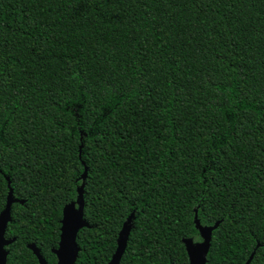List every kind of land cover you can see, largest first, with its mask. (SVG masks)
<instances>
[{"label":"trees","instance_id":"obj_1","mask_svg":"<svg viewBox=\"0 0 264 264\" xmlns=\"http://www.w3.org/2000/svg\"><path fill=\"white\" fill-rule=\"evenodd\" d=\"M85 173V174H84ZM84 174V177H83ZM264 264V0H0L7 264Z\"/></svg>","mask_w":264,"mask_h":264},{"label":"water","instance_id":"obj_2","mask_svg":"<svg viewBox=\"0 0 264 264\" xmlns=\"http://www.w3.org/2000/svg\"><path fill=\"white\" fill-rule=\"evenodd\" d=\"M82 188L83 185L78 187V196L75 200L78 203V208L75 209L73 202H71L66 204L62 211L60 239L58 247L53 250L58 258L57 264H73L75 262L78 252V246L76 243L77 232L83 226L88 225L83 218ZM14 200L15 199L13 198L12 191L10 190L7 196L5 207L0 213V264H7L8 251L6 250L5 246L11 243L12 239H6L4 235L7 223L10 221V205ZM129 222L131 223V217H129L123 223V226L119 231L117 238V248L108 264L119 263V260L124 252L131 228ZM195 223L202 240L195 242L192 238H185L183 239V242L189 258V264H206V255L209 249L211 231L217 224L214 226H202L199 224L197 219H195ZM30 248L33 249V252L38 257L40 264H47L39 251L33 245H30ZM250 259L251 256L245 264H249Z\"/></svg>","mask_w":264,"mask_h":264},{"label":"rangeland","instance_id":"obj_3","mask_svg":"<svg viewBox=\"0 0 264 264\" xmlns=\"http://www.w3.org/2000/svg\"><path fill=\"white\" fill-rule=\"evenodd\" d=\"M73 205H74V208H75V209L78 208V203H77V201L73 202ZM129 224H130V222H129Z\"/></svg>","mask_w":264,"mask_h":264},{"label":"flooded vegetation","instance_id":"obj_4","mask_svg":"<svg viewBox=\"0 0 264 264\" xmlns=\"http://www.w3.org/2000/svg\"><path fill=\"white\" fill-rule=\"evenodd\" d=\"M5 248H6V246H5ZM43 258V257H42ZM37 259H38V257H37ZM44 259V258H43ZM44 261L46 262V260L44 259ZM57 261H58V258H57V256H56V262H55V264H57ZM38 263L40 264V262H39V259H38ZM47 263V262H46ZM119 264V263H118Z\"/></svg>","mask_w":264,"mask_h":264}]
</instances>
